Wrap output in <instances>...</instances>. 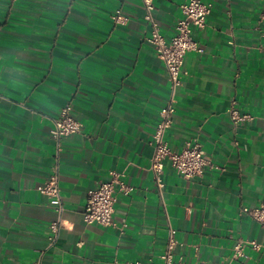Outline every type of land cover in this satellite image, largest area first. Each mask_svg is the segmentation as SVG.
I'll use <instances>...</instances> for the list:
<instances>
[{
  "label": "crops",
  "instance_id": "0c3cea01",
  "mask_svg": "<svg viewBox=\"0 0 264 264\" xmlns=\"http://www.w3.org/2000/svg\"><path fill=\"white\" fill-rule=\"evenodd\" d=\"M202 1L210 13L192 37L203 50L183 58L165 137L174 150L196 140L223 169L183 178L166 162L161 198L149 142L168 78L147 41L142 0H0V264H149L167 222L175 259L226 263L243 239L261 247L245 246L231 264H264V231L242 212L264 198V0ZM152 2L168 39L186 0ZM232 101L253 119L233 124ZM67 103L81 127L57 150L52 119ZM110 171L132 188L116 195L122 232L82 219L87 191ZM54 172L62 227L46 247L56 212L37 187Z\"/></svg>",
  "mask_w": 264,
  "mask_h": 264
},
{
  "label": "built area",
  "instance_id": "2783aa9c",
  "mask_svg": "<svg viewBox=\"0 0 264 264\" xmlns=\"http://www.w3.org/2000/svg\"><path fill=\"white\" fill-rule=\"evenodd\" d=\"M142 3L145 8L144 18L149 24L147 41L153 46L156 56L163 63L168 78V99L159 111V120L151 133L149 142L152 149L149 170L152 173L157 192L162 198L163 181L161 175L166 162L170 164L177 175L183 178L200 175L204 168L223 169L211 161L196 140H186L180 150H174L165 137L166 130L171 124V116L175 111V94L181 85L183 58L189 51L202 52L203 50L193 39L192 28H203L206 25V17L210 13L211 4L202 0H186L180 5L181 16L174 24L173 35L166 39L161 34L159 25L154 19L152 0H142ZM112 18L116 23H122L124 20L119 13ZM259 18L264 20V4L259 12ZM70 110L71 105L67 103L61 108L59 114L52 119L50 134L56 142L57 150H60L61 138L79 132L81 127L80 122L71 116ZM226 112L233 124L253 119L251 114L237 110L233 101ZM123 176L122 172L110 171L105 181L87 191L82 213V219L85 223L117 227L122 232L126 224L122 222L121 225H118L113 218V213L117 199L116 195L118 193L128 194L132 189L124 181ZM37 191L47 198L48 204L56 212V218L48 224L49 233L46 247H51L56 242L59 229L62 227L61 213L64 208L56 173L51 174L39 185ZM242 212L252 218L264 231V198L255 207H243ZM175 235L176 229L172 227L170 222H167L164 249L159 255L158 261H150L149 264H189L181 258H174V248L177 244ZM245 246H250L253 250H259L261 244L255 240H236L229 261L222 264H231L233 260L242 258ZM31 264H40V258H37ZM195 264L208 263L198 262Z\"/></svg>",
  "mask_w": 264,
  "mask_h": 264
}]
</instances>
